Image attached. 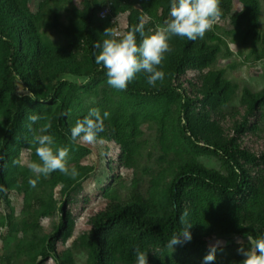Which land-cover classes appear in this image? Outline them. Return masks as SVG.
<instances>
[{
	"label": "trees",
	"instance_id": "trees-1",
	"mask_svg": "<svg viewBox=\"0 0 264 264\" xmlns=\"http://www.w3.org/2000/svg\"><path fill=\"white\" fill-rule=\"evenodd\" d=\"M112 1L114 6L105 17L100 15L104 3L99 0H88L85 9H77L63 27L69 39L68 47L59 48L45 39L39 26L41 20L29 10L26 1L0 0V111L4 112L5 124L0 137V155L4 156L0 161V185L7 189L0 197L8 208L11 205L9 194L20 190L25 178L21 164L14 165L12 161L20 160L24 152L35 146L26 117L33 112L45 116L46 119L33 127L38 129L50 121L51 128L44 134L53 136L54 141L71 138L70 129L77 119L71 112L70 94L76 85L62 77L87 78L92 83L107 77L103 66L95 63L98 50L94 45L102 44L105 29L115 27L111 21L119 14H127L124 33L143 18L144 31L150 35L149 29L169 18L170 0ZM220 8V19L228 17L234 9L230 0H220ZM232 20H247L249 33L255 37L259 0H247L246 8ZM136 36L139 45L142 38L139 33ZM168 42L172 51L165 53L159 66L165 73L163 81L149 85L147 74L140 72L123 92L132 97L175 94L184 137L206 153L221 158L229 174L195 161L181 163L167 188L166 209L162 214L142 209L134 195L125 201L111 198L90 219L88 264H135L137 247L148 253L151 264H202L212 247L216 249L214 264H240L244 259L237 251L240 241L247 246V235L256 237L264 233V210L257 213L256 225L245 220L251 202L259 193H264V136L259 134L264 117V88L259 92L245 88L243 105L225 113L222 108L232 96L231 84L224 80L222 71L205 73L221 51L223 38L208 30L202 39L190 41L187 37L175 36ZM207 42L215 45H207ZM14 81L22 85L25 95L15 97ZM117 128L105 125L98 139L120 142ZM125 158L123 153L117 164L126 166ZM52 181L70 185L74 179L57 170ZM198 194L209 195L235 216L244 217V221L236 223L234 219L220 216L219 220L201 222L195 207ZM81 200L80 212H83L94 198L85 194ZM67 204L70 202L63 201L61 220L56 226L39 227L38 242L30 244L31 250L27 251L33 264H43L44 259L52 256L56 264L72 263L69 251L61 254L56 251V243L71 236L73 210ZM47 208L44 216L52 218L54 209ZM185 209L192 224V239L174 246V253L168 255V239L173 230H180L179 218ZM7 220L12 227V212L8 213ZM222 238H227L228 242L212 245L214 240Z\"/></svg>",
	"mask_w": 264,
	"mask_h": 264
},
{
	"label": "rangeland",
	"instance_id": "rangeland-1",
	"mask_svg": "<svg viewBox=\"0 0 264 264\" xmlns=\"http://www.w3.org/2000/svg\"><path fill=\"white\" fill-rule=\"evenodd\" d=\"M18 1L27 2L29 10L41 20L39 26L45 39L59 48H66L69 44L63 27L74 17L76 10L85 9L88 2ZM99 1L104 3L100 15L105 17L114 3L112 0ZM230 1L234 8L232 14L220 19L209 29L221 36L224 43L205 72L213 74L222 71L224 80L231 84L232 96L222 108L225 113L243 105L245 88L251 92H259L264 88V0H259L255 37L249 33L247 20H232L234 15L246 8L247 0ZM126 19V13L119 14L111 23L124 33ZM174 38L175 36L171 39ZM207 45L215 44L207 42ZM62 79L70 80L76 85L70 94L74 119L86 116L91 108L100 109L101 114L107 111L109 117L104 120V125L118 127L119 133L116 136L120 142L110 140L104 144L89 145L73 143L71 138L56 139L54 149L67 147L68 165L70 168L75 167L78 172L77 180L75 178L70 185L53 182L54 172L44 176L30 171V162H40L36 155V144L33 149L20 156L22 173L25 175L20 190H13L9 194V208L4 198L0 197V264H33L27 254L31 250L30 244L38 242L36 234L40 233L39 227H52L60 222L63 201L70 202L67 207L73 210L72 231L69 239L56 243L57 254L69 251L72 256L71 264H88L87 236L91 229L90 219L111 198L125 201L130 195H134L142 209L162 214L166 209L167 188L181 163L195 161L224 175L229 174V169L221 158L206 153L199 145L184 137L178 116L179 102L175 94L132 97L109 86L107 77L96 83L75 76H63ZM13 88L16 98L26 94L17 81L13 82ZM3 114L0 111V137L5 129ZM259 134L264 136V117ZM123 153L126 154V166L122 167L117 163ZM29 179L37 180L35 188L30 186ZM85 194L92 195L94 200L80 212L81 199ZM195 202L197 217L203 223L211 219L219 220L220 216L234 219L236 223L244 221V217L235 216L209 195L198 194ZM47 207L54 209L52 218L44 216L43 212L48 210ZM263 210L264 193L261 192L251 202L245 220L256 225V215ZM10 212L14 215L12 227H9L7 220ZM227 242V238L216 239L212 245H224ZM174 251V248L168 249L167 254L171 255ZM52 258L44 259L43 264H56ZM148 264H151L149 259Z\"/></svg>",
	"mask_w": 264,
	"mask_h": 264
},
{
	"label": "clouds",
	"instance_id": "clouds-1",
	"mask_svg": "<svg viewBox=\"0 0 264 264\" xmlns=\"http://www.w3.org/2000/svg\"><path fill=\"white\" fill-rule=\"evenodd\" d=\"M222 15L220 0H170L169 18L163 24H158L154 29H149L150 35L144 31V21L134 26L126 33H121L117 28H106L103 33L102 44L96 42L94 47L95 63L102 65L106 70L107 84L117 90H127L129 82L135 79L136 74L144 72L147 74V83L155 86L157 81H163L165 73L159 70L165 53L172 51L169 40L173 36L187 37L190 41L203 38L205 33L217 22ZM142 41L137 45V36ZM109 113L100 109L91 108L86 116L77 119L71 127V141L82 142L89 145L104 144L103 139H98L100 133L105 130L104 120ZM26 119L28 131L32 134V142L37 145L36 155L39 163L30 162L28 167L37 175L47 176L54 171L69 175L73 179L78 176L75 167H69L67 157L69 149L59 147L54 149V138L47 133L51 128V122L34 128L39 121L46 119L45 116L33 112ZM4 156L0 155V161ZM14 165L21 164L20 160H13ZM6 167V165H4ZM31 187L35 188L37 180L29 179ZM0 193H7V189L0 185ZM189 212L185 209L179 218L181 228L173 230L168 242L169 249L176 245H182L192 239L190 228L192 224L188 220ZM248 245L240 241L238 254L244 257L240 264H264V233L256 237L247 235ZM216 249L212 247L203 258L202 264H214ZM136 264H148V253L139 247L135 249Z\"/></svg>",
	"mask_w": 264,
	"mask_h": 264
}]
</instances>
